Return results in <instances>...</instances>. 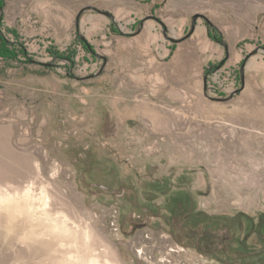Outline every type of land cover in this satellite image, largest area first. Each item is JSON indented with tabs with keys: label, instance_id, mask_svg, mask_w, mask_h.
<instances>
[{
	"label": "rangeland",
	"instance_id": "rangeland-1",
	"mask_svg": "<svg viewBox=\"0 0 264 264\" xmlns=\"http://www.w3.org/2000/svg\"><path fill=\"white\" fill-rule=\"evenodd\" d=\"M1 1L0 264H264V0Z\"/></svg>",
	"mask_w": 264,
	"mask_h": 264
},
{
	"label": "water",
	"instance_id": "water-1",
	"mask_svg": "<svg viewBox=\"0 0 264 264\" xmlns=\"http://www.w3.org/2000/svg\"><path fill=\"white\" fill-rule=\"evenodd\" d=\"M85 11H94V12H96V13H99V14H102V15L107 16V17L110 18L111 20H114V16H113L110 12H107V11H104V10H100V9H98V8H96V7H93V6H88V7H84V8H82V9L78 12V14H77V16H76V26H77V27H78V24H79V19H80L81 15H82ZM200 18L204 19V20L206 21L207 25H210V22L207 20V18H206L205 16H203V15H201V14H195V15L192 17L191 27H190V30L187 32V34H186L182 39H180V40H176V39H171V40H172L174 43H179V42H181V41H183V40L189 38V37L194 33L195 28H196V25H197V22H198V20H199ZM143 23H144L143 20L139 23V29H138V31H137V34L141 32V30H142V28H143ZM160 24H161L162 27H163V35L166 36V28H165V26L163 25V23H162L161 21H160ZM78 37H79V39H80L84 44H86L87 48H88L89 50H91V48H90V46H89L87 40H86L82 35H80L79 33H78ZM219 43H220L221 45L224 46V48H225V50H226V53H227V44H226L224 41H219ZM258 49H259V48H258ZM262 49L264 50V47H262ZM91 52H92V54L96 55L99 59H101V60L103 61L102 67L100 68L99 72L90 76L91 78H93V77L98 76V75L102 72V70L104 69L105 64H106V62H107V58H106L105 56H102V55H97L94 51H91ZM46 66H47V67L51 66V63L46 64ZM241 80H242V85H241L240 89H237V90L233 91V92L229 95V97H220V98H213V97L211 98V97H209V98H211L213 101H216V102H227V101L231 100L235 94H237V93H239L240 91L243 90V88H244V80H243V76L241 77ZM206 93H207V91H206V78H205V80H204V95L207 97V94H206Z\"/></svg>",
	"mask_w": 264,
	"mask_h": 264
},
{
	"label": "trees",
	"instance_id": "trees-1",
	"mask_svg": "<svg viewBox=\"0 0 264 264\" xmlns=\"http://www.w3.org/2000/svg\"><path fill=\"white\" fill-rule=\"evenodd\" d=\"M3 7V2L0 0V9ZM211 29L213 27L210 25ZM0 60H2L5 64L9 62L18 61L21 58L27 59L28 53L26 48L22 43L18 40L16 42L7 40L0 32ZM209 38L213 40H217L212 33L209 32ZM58 58V57H56ZM31 62V60H29Z\"/></svg>",
	"mask_w": 264,
	"mask_h": 264
},
{
	"label": "crops",
	"instance_id": "crops-1",
	"mask_svg": "<svg viewBox=\"0 0 264 264\" xmlns=\"http://www.w3.org/2000/svg\"><path fill=\"white\" fill-rule=\"evenodd\" d=\"M101 10V9H100ZM111 20V19H110ZM112 22H115V18H114V20H111ZM145 36H146V34H145Z\"/></svg>",
	"mask_w": 264,
	"mask_h": 264
}]
</instances>
